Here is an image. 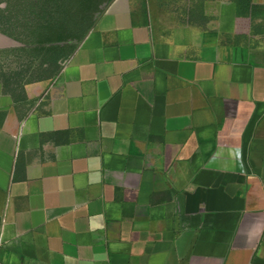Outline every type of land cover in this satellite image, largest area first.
<instances>
[{"label": "crops", "instance_id": "obj_1", "mask_svg": "<svg viewBox=\"0 0 264 264\" xmlns=\"http://www.w3.org/2000/svg\"><path fill=\"white\" fill-rule=\"evenodd\" d=\"M185 1L114 0L55 79L0 83V264H264V42L231 40L264 0L150 23Z\"/></svg>", "mask_w": 264, "mask_h": 264}, {"label": "rangeland", "instance_id": "obj_2", "mask_svg": "<svg viewBox=\"0 0 264 264\" xmlns=\"http://www.w3.org/2000/svg\"><path fill=\"white\" fill-rule=\"evenodd\" d=\"M0 0V14H4L11 21L7 28L14 35L9 36L0 30V81L9 80L12 83L10 91L20 99L26 85L38 83L39 78L43 81H51L49 77L55 67L48 63L46 55L49 46L40 44V33L43 28L52 24L51 15L53 10L62 6L65 12L75 13L81 9L86 0H31L40 4L45 12L36 8V14H18L14 5L3 4ZM6 1V0H5ZM12 1V0H10ZM100 1V0H99ZM110 0H103L99 11L94 14V21L98 20L105 11ZM205 0H187L185 2L164 3L159 12L150 23L159 31L167 29L175 24L202 25L205 24L202 15V3ZM238 4H248L247 0H231ZM239 11V30L241 34L231 39L237 44L254 46L264 42V7L255 6ZM1 27V26H0ZM3 29V26L1 27ZM77 44V43H75ZM80 44L78 43V46ZM69 59V58H68ZM61 63V67L68 60ZM42 82V81H41Z\"/></svg>", "mask_w": 264, "mask_h": 264}, {"label": "trees", "instance_id": "obj_3", "mask_svg": "<svg viewBox=\"0 0 264 264\" xmlns=\"http://www.w3.org/2000/svg\"><path fill=\"white\" fill-rule=\"evenodd\" d=\"M114 0H110L109 4ZM242 2V0H240ZM251 2V0H247ZM3 4L14 5L18 9V14H36V8L40 7L31 0H4ZM103 4V0H86L85 4L81 5V9L75 13H67L60 6L54 9L51 15L52 24L49 27L43 28L40 33V44L49 46L46 52L48 56V63L55 67L52 72L50 79H55L62 70L61 63L70 58L77 50L78 43L81 44L91 30L95 26L94 14L99 11L100 6ZM108 4V5H109ZM37 6V7H36ZM40 9L45 12V9L41 6ZM10 20L6 15L0 14V30L9 35L13 36L7 28L10 25ZM77 43V44H75ZM44 79L39 78L35 82H41ZM4 85L5 91L13 95L15 99L17 97L13 92L10 91L12 83L9 80L0 81Z\"/></svg>", "mask_w": 264, "mask_h": 264}]
</instances>
